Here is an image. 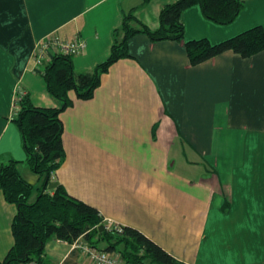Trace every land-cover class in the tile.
<instances>
[{"label":"crops","instance_id":"1","mask_svg":"<svg viewBox=\"0 0 264 264\" xmlns=\"http://www.w3.org/2000/svg\"><path fill=\"white\" fill-rule=\"evenodd\" d=\"M0 0V162L27 164L14 121L19 89L38 107H58L36 45L50 35L86 44L72 57L76 73L110 55L114 31L130 10L150 29L174 0ZM185 40L216 44L264 28V0H247L228 25L194 5L182 13ZM129 56L102 74L92 98L60 114L66 157L55 173L66 191L106 221L131 226L185 264H264V51L224 52L192 66L185 45L140 33ZM35 192L30 198L34 202ZM17 206L0 189V263L14 245ZM84 241L80 239V242ZM85 242V241H84ZM46 264H88L75 244L51 240Z\"/></svg>","mask_w":264,"mask_h":264},{"label":"trees","instance_id":"2","mask_svg":"<svg viewBox=\"0 0 264 264\" xmlns=\"http://www.w3.org/2000/svg\"><path fill=\"white\" fill-rule=\"evenodd\" d=\"M148 1L143 2L146 4ZM246 1L174 0L162 7L160 26L156 30L138 20L132 9L114 31L110 55L92 72L76 73L72 56L67 55H56L45 65L43 75L48 92L60 105L35 106L28 93L19 101L14 121L22 135L27 164L40 177L42 184L36 187L26 181L19 172L17 161L0 162V189L6 199L17 206L13 221L15 242L0 264H46V245L54 239L70 244L83 239L93 247L119 253L128 264H185L136 228L124 225L108 228L97 208L70 195L52 179V174L56 173L66 157L60 114L74 104L69 96L71 91L81 100L93 97L102 74L118 60L129 56L128 41L136 34H146L153 42L183 43L192 66L227 51L243 58L264 51L262 26L252 27L216 44L205 38L185 40L182 13L187 8L199 5L205 18L219 25H228L238 17ZM35 192L37 198L30 202Z\"/></svg>","mask_w":264,"mask_h":264},{"label":"built area","instance_id":"3","mask_svg":"<svg viewBox=\"0 0 264 264\" xmlns=\"http://www.w3.org/2000/svg\"><path fill=\"white\" fill-rule=\"evenodd\" d=\"M86 42L78 36L72 40L63 41L57 36L50 35L40 41L33 52L32 62L34 68L42 67L48 64L56 55L78 56L85 52ZM26 91L19 89L16 95L15 107H18L20 99L25 96ZM55 174H52L54 180ZM107 227H115L117 225L106 221ZM75 246L80 249L81 258L88 264H128L119 253H110L103 249H99L80 240L76 241ZM28 264H36L30 262Z\"/></svg>","mask_w":264,"mask_h":264},{"label":"water","instance_id":"4","mask_svg":"<svg viewBox=\"0 0 264 264\" xmlns=\"http://www.w3.org/2000/svg\"><path fill=\"white\" fill-rule=\"evenodd\" d=\"M100 229L102 230V229H103V227L101 226V227H100Z\"/></svg>","mask_w":264,"mask_h":264}]
</instances>
